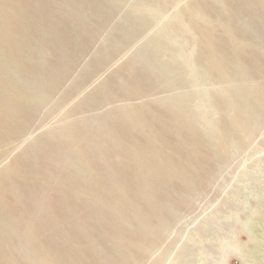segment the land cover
I'll return each instance as SVG.
<instances>
[{"label": "rangeland", "instance_id": "rangeland-1", "mask_svg": "<svg viewBox=\"0 0 264 264\" xmlns=\"http://www.w3.org/2000/svg\"><path fill=\"white\" fill-rule=\"evenodd\" d=\"M0 264H264V0H0Z\"/></svg>", "mask_w": 264, "mask_h": 264}]
</instances>
